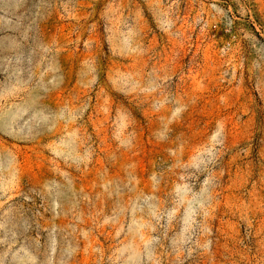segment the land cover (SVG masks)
Here are the masks:
<instances>
[{"label":"rangeland","instance_id":"rangeland-1","mask_svg":"<svg viewBox=\"0 0 264 264\" xmlns=\"http://www.w3.org/2000/svg\"><path fill=\"white\" fill-rule=\"evenodd\" d=\"M0 264H264V0H0Z\"/></svg>","mask_w":264,"mask_h":264}]
</instances>
